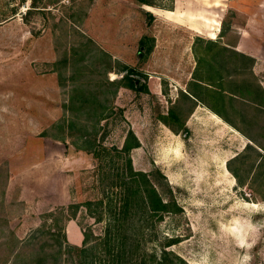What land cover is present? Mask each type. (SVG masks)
Instances as JSON below:
<instances>
[{
  "label": "rangeland",
  "instance_id": "obj_1",
  "mask_svg": "<svg viewBox=\"0 0 264 264\" xmlns=\"http://www.w3.org/2000/svg\"><path fill=\"white\" fill-rule=\"evenodd\" d=\"M148 1L0 0V264H37L45 249L46 264H76L77 249L51 244L104 233L97 200L122 203L125 155L110 162L95 152L121 148L130 130L141 142L130 153L135 169L176 203L126 219L143 230L147 252L264 264L263 1L247 4L252 14L230 0L183 1L199 27L155 9L176 0ZM243 26L254 60L231 51ZM121 64L148 89L113 92ZM95 93L103 107L89 118Z\"/></svg>",
  "mask_w": 264,
  "mask_h": 264
},
{
  "label": "trees",
  "instance_id": "obj_2",
  "mask_svg": "<svg viewBox=\"0 0 264 264\" xmlns=\"http://www.w3.org/2000/svg\"><path fill=\"white\" fill-rule=\"evenodd\" d=\"M141 1L144 3H150L148 0ZM143 42L144 40L141 41V44H143ZM225 49H228L227 46H222L220 48V54H222L223 50ZM231 51H234V53L236 51L239 52L236 48H232ZM240 54L243 57L249 56L243 52H240ZM251 59L254 60L253 57H251ZM121 65L122 66L119 68V70L124 71L125 73L121 76V78H116L109 81V84L114 85L113 92H116L120 85H124L135 90L148 89L147 83L143 82L141 79L143 75L138 70L127 64ZM136 74L140 76H137ZM204 85L206 87L208 86L206 84ZM223 93L224 91L220 89V99L223 97ZM192 94L201 99V97H199L197 94L193 92ZM187 95L190 96L189 94ZM87 102L89 103L90 101ZM99 105H101L100 98L95 93L94 100L92 101L88 111L90 113L88 116L89 118L93 114H97L96 111L99 108ZM101 112L99 113L100 115L98 117L103 115ZM169 113L172 117L179 119L178 113L173 108ZM161 117L164 122L169 123L167 119L168 116L163 114ZM73 122L74 121H72V123ZM140 143V139L134 130H130L126 136L124 145L121 148L117 146H101V151L97 150L95 152V154L98 156H102L104 151L106 154H110L112 156H110V162H113L115 155L118 157L123 156V154L125 155V162L123 163L122 167L123 172H121L120 176V184L123 187L122 190L124 193L123 201L119 206L115 202L114 204L112 201L113 199H111L107 205H105L104 198L98 199L97 202L102 207L101 218L105 215V213L108 212V215L106 216H108L109 221L106 222L104 233L98 236L95 240H92V234L86 231L84 233L85 235L83 245L81 246L71 245L68 243V245H65L62 240L57 239L55 243L51 244V246L55 247L58 245L57 252H59V254L62 253L64 247L68 246L69 250H78L76 264H189L186 263V261L181 256L173 253L170 250L168 251L166 248H164L162 251L161 257H158L155 252H147L143 243L145 240L143 236V230H140V228L135 226L126 225L127 223L125 221L129 217L134 218L135 215H139L140 213L157 215L160 211L171 210L173 208V204H176L175 202L164 200L157 187L151 181L147 172L135 169L130 153L131 150L134 147L139 146ZM112 151L115 153L113 152L114 154H111ZM234 174L237 178H239L235 171ZM116 183L117 181L115 178H112L111 185ZM93 203H95L94 200H87L85 202L89 210L92 209L91 206ZM72 206L78 207L79 204L75 203L72 204ZM103 212L105 213L103 214ZM52 234H54V232H52ZM172 253L173 255L171 256L170 254ZM42 254L41 256H38L39 261L37 264L49 263L51 254L47 252L46 249ZM20 258L21 255L17 252L14 260L12 259L11 262H19ZM22 260L25 261L26 259L22 257Z\"/></svg>",
  "mask_w": 264,
  "mask_h": 264
},
{
  "label": "crops",
  "instance_id": "obj_3",
  "mask_svg": "<svg viewBox=\"0 0 264 264\" xmlns=\"http://www.w3.org/2000/svg\"><path fill=\"white\" fill-rule=\"evenodd\" d=\"M183 1L185 2V0H181L182 4L184 5L183 9L185 11H181L180 10V4H179L180 2H179V0H176V5H175L174 8L172 7V8H167L166 9V8L155 7V9L158 11V14H163L166 17H169V18H175V19H178V20L186 21L191 26L199 27L200 18L197 17L195 15V13L193 12V8H192L191 4H187L186 5V4H184ZM189 1H193V0H189ZM197 1H198V3H201L203 5L207 4L209 2V0H195L194 2H197ZM230 1H231L232 5H233L234 9L236 11H239L240 9L242 10V8L246 9L247 6H248L247 4H249L252 0H230ZM262 1H263V4H264V0H259L258 2H262ZM220 4H222V3H220ZM248 8H249L248 10H250V6H248ZM249 13L252 14V11L250 10ZM247 20H248L247 23L251 22L252 21V16L250 15V17H248ZM210 25H211V27H210V29H211L210 37L211 38L217 37L218 36V32L217 31H213L215 25H213L212 22L210 23ZM234 27H237V26L234 25ZM238 32L240 33V36L238 38V41L236 42V45H234L235 48L238 51H242L243 53L246 52V53H249V54L257 57L256 54L253 53L254 49H252L254 44L251 47V45H247L245 43V42H247L246 41L247 29L243 26L242 28H239Z\"/></svg>",
  "mask_w": 264,
  "mask_h": 264
},
{
  "label": "built area",
  "instance_id": "obj_4",
  "mask_svg": "<svg viewBox=\"0 0 264 264\" xmlns=\"http://www.w3.org/2000/svg\"><path fill=\"white\" fill-rule=\"evenodd\" d=\"M63 2L72 3L74 1H86V0H62Z\"/></svg>",
  "mask_w": 264,
  "mask_h": 264
}]
</instances>
